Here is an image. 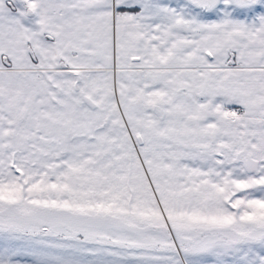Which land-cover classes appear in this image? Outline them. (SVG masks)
Instances as JSON below:
<instances>
[{
  "label": "snow or ice",
  "instance_id": "snow-or-ice-1",
  "mask_svg": "<svg viewBox=\"0 0 264 264\" xmlns=\"http://www.w3.org/2000/svg\"><path fill=\"white\" fill-rule=\"evenodd\" d=\"M0 264H264V0H0Z\"/></svg>",
  "mask_w": 264,
  "mask_h": 264
}]
</instances>
